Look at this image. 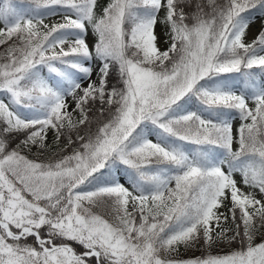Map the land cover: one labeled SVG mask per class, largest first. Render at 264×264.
Here are the masks:
<instances>
[{"label": "snow or ice", "instance_id": "6c2138e0", "mask_svg": "<svg viewBox=\"0 0 264 264\" xmlns=\"http://www.w3.org/2000/svg\"><path fill=\"white\" fill-rule=\"evenodd\" d=\"M257 17L264 0H0V264H264Z\"/></svg>", "mask_w": 264, "mask_h": 264}, {"label": "rangeland", "instance_id": "374dc122", "mask_svg": "<svg viewBox=\"0 0 264 264\" xmlns=\"http://www.w3.org/2000/svg\"><path fill=\"white\" fill-rule=\"evenodd\" d=\"M99 3L102 4V0H99ZM59 20V17H50L48 19L45 20L46 23H54L57 22ZM262 25H264V20H262L261 18L257 17V19L255 20L254 23L251 24L250 27H254L256 29V33L254 35V37H246L248 42H251L252 39L255 38L256 34L258 33V31L261 29ZM3 25L0 24V27H2ZM156 32L157 35L160 37L161 39V43H160V47L163 49L165 47V45L163 44V32H164V27L163 25H157L156 28ZM99 66V63L97 62V67ZM92 79L95 80L96 79V71L94 69L93 71V75H92ZM87 85V81H85V85ZM69 103L72 105V107H74V104L71 101V98L69 97ZM71 110V109H70ZM239 120L235 121L234 123V128L237 127L239 125ZM52 133L49 132L48 134V138H49V142H51L52 140ZM36 152V150H35ZM236 179L239 181L241 178L239 176V174L236 175ZM245 191H248L249 189L245 188ZM230 249L227 248L226 246H224L223 244L219 245V246H214L212 249H210L209 251H211L212 254H224L226 252H228ZM202 254H204V249L198 245L195 249H191V250H187L185 251L183 248H181V258H189V257H196V256H201Z\"/></svg>", "mask_w": 264, "mask_h": 264}, {"label": "trees", "instance_id": "16d2710c", "mask_svg": "<svg viewBox=\"0 0 264 264\" xmlns=\"http://www.w3.org/2000/svg\"><path fill=\"white\" fill-rule=\"evenodd\" d=\"M107 2H108V0H102V4H101V5H102V6H103V5H106ZM0 51H3V46H0ZM109 80H110V86H111V84H114V83H115V78H114V76L110 77ZM20 139H23V137L12 138L9 146H10V147H15V146L19 143ZM35 150H36L35 148H33L31 152H28L27 150H24V154H25V155H28L29 158H35V157H36V154H37V153L35 152ZM68 151L70 152L71 149H69ZM41 158L43 159V157H41ZM233 247H236V245H233ZM76 250L79 252V251H81L82 249H81L79 246H77Z\"/></svg>", "mask_w": 264, "mask_h": 264}, {"label": "bare ground", "instance_id": "6f19581e", "mask_svg": "<svg viewBox=\"0 0 264 264\" xmlns=\"http://www.w3.org/2000/svg\"><path fill=\"white\" fill-rule=\"evenodd\" d=\"M255 33H256V29L254 27H250L248 29L247 35H248V37L252 38V37H254Z\"/></svg>", "mask_w": 264, "mask_h": 264}]
</instances>
